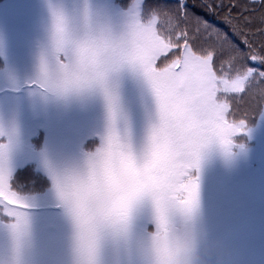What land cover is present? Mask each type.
<instances>
[{
    "label": "snow or ice",
    "instance_id": "snow-or-ice-1",
    "mask_svg": "<svg viewBox=\"0 0 264 264\" xmlns=\"http://www.w3.org/2000/svg\"><path fill=\"white\" fill-rule=\"evenodd\" d=\"M228 8L0 5V264H264V45L232 39L264 0Z\"/></svg>",
    "mask_w": 264,
    "mask_h": 264
},
{
    "label": "trees",
    "instance_id": "trees-1",
    "mask_svg": "<svg viewBox=\"0 0 264 264\" xmlns=\"http://www.w3.org/2000/svg\"><path fill=\"white\" fill-rule=\"evenodd\" d=\"M7 0H0V4ZM190 6V12L195 13L196 16L207 19L211 24L217 28L234 32L233 27L229 23V8L228 5L235 2L237 4L236 11L231 13L232 16H236V13L244 6L245 0H187ZM223 4V7L219 5ZM205 5H217L209 10ZM174 6V5H173ZM251 23L247 24L243 28L242 33H235L232 39L237 43H242L247 39L255 48L259 49L264 45V11L257 10L250 17ZM251 93L245 97L244 102L239 106L241 112L248 111L250 114L253 113L255 105L253 104Z\"/></svg>",
    "mask_w": 264,
    "mask_h": 264
},
{
    "label": "rangeland",
    "instance_id": "rangeland-1",
    "mask_svg": "<svg viewBox=\"0 0 264 264\" xmlns=\"http://www.w3.org/2000/svg\"><path fill=\"white\" fill-rule=\"evenodd\" d=\"M8 2L5 1L4 3ZM4 3L0 4L3 5ZM91 147V145H89ZM253 153L250 160V165L237 177L236 183L240 193H247L255 190L259 192L262 174H264V156L261 155L259 144L257 141L252 142Z\"/></svg>",
    "mask_w": 264,
    "mask_h": 264
}]
</instances>
